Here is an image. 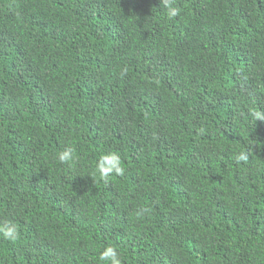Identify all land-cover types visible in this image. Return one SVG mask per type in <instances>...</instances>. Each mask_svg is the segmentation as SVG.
<instances>
[{
  "label": "trees",
  "instance_id": "16d2710c",
  "mask_svg": "<svg viewBox=\"0 0 264 264\" xmlns=\"http://www.w3.org/2000/svg\"><path fill=\"white\" fill-rule=\"evenodd\" d=\"M171 6L0 0V264H264V0Z\"/></svg>",
  "mask_w": 264,
  "mask_h": 264
},
{
  "label": "clouds",
  "instance_id": "9594fccd",
  "mask_svg": "<svg viewBox=\"0 0 264 264\" xmlns=\"http://www.w3.org/2000/svg\"><path fill=\"white\" fill-rule=\"evenodd\" d=\"M162 3L164 6H166L169 9L168 12V18L169 19H175L180 14V9L178 8H172V3H174V0H162ZM253 117L257 121L264 120V113L261 112H253ZM73 154L72 150H66L62 153H60L59 161L61 164H68L72 160ZM237 163H247L248 162V155L241 153L236 158ZM99 171L102 175V178L107 181L109 176L113 173L123 176L124 175V169L121 166V162L119 160V156L117 154H112L111 156H105L102 158V161L99 165ZM145 211H150L149 209H144ZM5 238L10 240H15L18 238V233L13 229L5 232ZM101 259L108 260L111 259L112 264H121V261L119 259L118 253L116 249L109 247L107 251L102 255Z\"/></svg>",
  "mask_w": 264,
  "mask_h": 264
}]
</instances>
